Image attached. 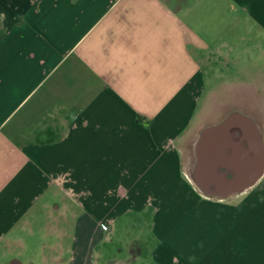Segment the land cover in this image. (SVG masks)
I'll use <instances>...</instances> for the list:
<instances>
[{
  "label": "crops",
  "instance_id": "obj_1",
  "mask_svg": "<svg viewBox=\"0 0 264 264\" xmlns=\"http://www.w3.org/2000/svg\"><path fill=\"white\" fill-rule=\"evenodd\" d=\"M47 206L46 260L20 233ZM4 242L264 264V0H0Z\"/></svg>",
  "mask_w": 264,
  "mask_h": 264
},
{
  "label": "rangeland",
  "instance_id": "obj_2",
  "mask_svg": "<svg viewBox=\"0 0 264 264\" xmlns=\"http://www.w3.org/2000/svg\"><path fill=\"white\" fill-rule=\"evenodd\" d=\"M53 215H55V214L47 206L46 213L44 212L42 216L41 215L38 216L36 213V217H34L35 219L26 222L25 228H23V230L21 231L20 234H22L23 237H25L26 241L29 240V242H31V244H34L33 242H35V241H39L40 239H43L45 245L47 246V244L49 243L48 241H50V239H51L50 238L51 233H49V231L48 232L44 231L43 227H45V229L46 228L49 229L48 226H50V224L55 223V221H50V219H49V218H52L51 216H53ZM46 217H47V219H46ZM56 221H57L59 226L61 225V223H63V225H61V230H59V231H62L63 234H68L69 232H71V228H70L71 227V221L70 222L61 221V220H56ZM31 232H33V233H31ZM46 235H48V236H46ZM23 237H21V240L25 241ZM59 239L62 241V245L67 244V241H68L67 236L63 235ZM4 243H6V242H4ZM2 245H3L2 248H4V254H5V256L3 257L4 264H7V262L12 260V258L26 260L28 255H29V253L27 251H24L23 253H21L22 248H21V246L18 247L17 243H6V245H8V246H4V244L2 243ZM43 253H44V258L47 260L49 258V255H51V250L49 249L48 246H47V248H45V251Z\"/></svg>",
  "mask_w": 264,
  "mask_h": 264
},
{
  "label": "built area",
  "instance_id": "obj_3",
  "mask_svg": "<svg viewBox=\"0 0 264 264\" xmlns=\"http://www.w3.org/2000/svg\"><path fill=\"white\" fill-rule=\"evenodd\" d=\"M103 228V226H101Z\"/></svg>",
  "mask_w": 264,
  "mask_h": 264
}]
</instances>
